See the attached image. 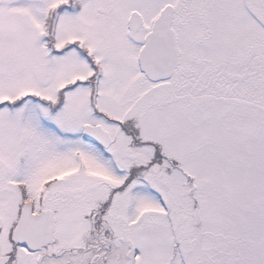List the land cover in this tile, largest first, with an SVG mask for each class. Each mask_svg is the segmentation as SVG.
<instances>
[{
  "label": "snow or ice",
  "instance_id": "1",
  "mask_svg": "<svg viewBox=\"0 0 264 264\" xmlns=\"http://www.w3.org/2000/svg\"><path fill=\"white\" fill-rule=\"evenodd\" d=\"M0 264H264V0H0Z\"/></svg>",
  "mask_w": 264,
  "mask_h": 264
}]
</instances>
